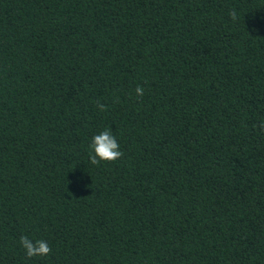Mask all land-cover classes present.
<instances>
[{
  "label": "trees",
  "instance_id": "1",
  "mask_svg": "<svg viewBox=\"0 0 264 264\" xmlns=\"http://www.w3.org/2000/svg\"><path fill=\"white\" fill-rule=\"evenodd\" d=\"M261 122L264 0H0V264H264Z\"/></svg>",
  "mask_w": 264,
  "mask_h": 264
},
{
  "label": "clouds",
  "instance_id": "2",
  "mask_svg": "<svg viewBox=\"0 0 264 264\" xmlns=\"http://www.w3.org/2000/svg\"><path fill=\"white\" fill-rule=\"evenodd\" d=\"M231 18L233 21L237 19V14L235 10L231 13ZM137 96H143L144 88L137 86L136 89ZM101 111L106 110V106L98 104ZM259 127L264 130V122H261ZM90 152L89 158L93 165L99 164L101 161L112 162L116 161L122 157L123 152L120 150V145L118 144L116 137L112 134L110 130H104L98 135L91 138V143L89 145ZM20 244L25 249L26 256L28 258L36 256H47L51 252V248L48 243L44 240L29 239L27 236L20 237Z\"/></svg>",
  "mask_w": 264,
  "mask_h": 264
}]
</instances>
